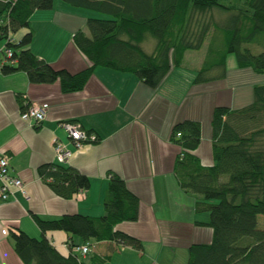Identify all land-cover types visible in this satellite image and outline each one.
I'll list each match as a JSON object with an SVG mask.
<instances>
[{"label":"trees","instance_id":"trees-1","mask_svg":"<svg viewBox=\"0 0 264 264\" xmlns=\"http://www.w3.org/2000/svg\"><path fill=\"white\" fill-rule=\"evenodd\" d=\"M60 1L105 14L87 16L84 27L72 32L73 44L85 54L87 64L71 70L38 56L30 47L32 12L52 8L55 0H0V39L9 59L1 63L3 73L22 70L30 83L57 82L62 92H72L82 89L95 66L102 65L132 72L154 88L173 67L190 64L202 52L194 83L227 78L228 53L234 54L239 69L264 76V0ZM21 27L28 29L15 40L13 33ZM251 91L252 99L246 104L213 105L210 164L193 152L202 138L200 119L183 117L171 127L170 138L180 146L173 164L175 175L184 189L197 195L195 209L208 212L206 220L196 222L212 229L209 240L187 245L184 264H264V224L257 218L264 215V80L253 82ZM17 100L21 113L32 101L23 92L17 93ZM63 121L77 122L74 118ZM80 128L84 130L78 139L82 144L100 140L94 130ZM67 159L55 157L36 167L40 179L63 198L90 185L88 174ZM107 174L103 213L66 211L48 216L30 211L39 235L16 225L7 229L24 264H98L111 258L116 245L143 253L141 237L117 227L121 221L138 218L140 199L118 172L108 170ZM55 229L69 236L65 253L47 235ZM74 235L88 242L87 252L78 248L82 243L73 241ZM99 241L107 242L105 252L91 249Z\"/></svg>","mask_w":264,"mask_h":264},{"label":"crops","instance_id":"crops-1","mask_svg":"<svg viewBox=\"0 0 264 264\" xmlns=\"http://www.w3.org/2000/svg\"><path fill=\"white\" fill-rule=\"evenodd\" d=\"M61 2L55 0L52 8L32 12L30 47L55 65L78 70L87 64V57L75 47L71 35L76 28L84 27L85 15L76 14ZM27 29L15 31V40ZM60 29L67 32L65 38L60 36L65 40L62 44L53 37L54 30ZM41 30L49 40L50 50L38 44ZM3 45L4 40L0 39V66L9 61L2 51ZM197 58L188 65L173 67L154 88L132 72L102 65L95 66L82 89L72 92H62L57 82L30 83L22 70L3 73L0 68V153L8 155L10 172L22 179L26 190L13 188L5 199L0 195V264H24L13 249L8 230L16 225L29 234L39 235L30 211L48 216L66 211L103 213L108 170L118 172L140 199L138 218L121 221L117 227L141 237L143 253L131 246L116 245L111 258L98 264H184L191 241L211 238V227L196 222L206 220L208 212L195 209L197 195L184 189L175 175L173 164L180 146L170 138L171 127L183 117L200 119L202 138L193 152L204 164L212 163V107L221 102L225 89L238 90L236 86L224 85L229 74H243L247 68L239 69L233 64L227 67V78L194 83L192 79L201 62ZM250 73L256 74L251 70ZM230 89L225 92L234 98ZM19 92L28 99L49 103L39 124L33 125L31 119L21 116ZM73 118L98 133L100 140L76 147L61 125V121ZM54 137L71 150L67 162L90 178L89 187L70 198L56 195L36 171L39 163L55 159ZM4 228L8 230L2 232ZM47 235L59 250L67 252V232L55 229L47 231ZM72 238L77 243L84 242L79 236ZM95 244H91V249L98 252H105L108 247L106 241Z\"/></svg>","mask_w":264,"mask_h":264},{"label":"built area","instance_id":"built-area-1","mask_svg":"<svg viewBox=\"0 0 264 264\" xmlns=\"http://www.w3.org/2000/svg\"><path fill=\"white\" fill-rule=\"evenodd\" d=\"M10 51H8V55ZM48 108L47 101H36L32 100L28 108L21 113L23 118H28L31 120H41L45 117L46 110ZM62 126L67 130L68 136L75 141L77 147L81 146L82 143L78 140L81 136L84 135V130L80 128L78 122L75 121H63L61 122ZM179 134V132H178ZM53 147L55 151V157L59 161L66 160L70 154L71 150L66 146L62 140L54 137ZM6 153H0V192L1 197L6 198L13 188H19L23 192H26L22 179L16 174L10 172L9 159ZM6 232L7 229L2 230ZM82 252H87L89 250L88 242L82 243L78 247Z\"/></svg>","mask_w":264,"mask_h":264},{"label":"rangeland","instance_id":"rangeland-1","mask_svg":"<svg viewBox=\"0 0 264 264\" xmlns=\"http://www.w3.org/2000/svg\"><path fill=\"white\" fill-rule=\"evenodd\" d=\"M59 1V0H58ZM61 2V1H60ZM62 4H64L65 8H72L75 10V13L78 15H85V18L87 16H105L104 13L98 11V10H94L91 8H87V7H82V6H74L71 4H68L66 2H61ZM35 22V20L33 21ZM55 34H53L54 38H58L59 43H63L65 40L61 39V38H65L66 37V33L67 32H62V29L60 30H54ZM39 33V32H38ZM61 36V38H60ZM45 34L41 32L38 34V44L41 46V48H44L45 50H50L48 47V43L45 38ZM57 41V42H58ZM203 51V50H200ZM199 56V53L202 52H197ZM201 57V56H199ZM190 58L192 59V57L190 56ZM198 58L196 57V60ZM195 57L192 61H196ZM232 61V62H231ZM227 66H233V64H235V56L233 53H228L227 55ZM245 73L240 74V72H233L234 74L230 73L228 80H226L224 85H230V87L232 88L233 86L238 87L237 91L235 90V92H233V88L232 90L230 88V91L232 93V95L234 96V98H229V96L227 95V93L225 91H227L228 89H225V91L223 92V98L219 99V101L224 102V103H229L232 106H240L243 104L248 103L251 99H252V91H251V84L253 82H262L264 80V76L262 74H254V76L251 75L250 70L247 68V71L244 70ZM217 86V85H216ZM218 87V86H217ZM229 99V100H228ZM201 101H204L203 99H200ZM200 101H197V103L199 104ZM258 220L260 221V223L264 224V215L259 214L257 216ZM9 233V232H8ZM8 238L12 241L11 235L8 234Z\"/></svg>","mask_w":264,"mask_h":264}]
</instances>
